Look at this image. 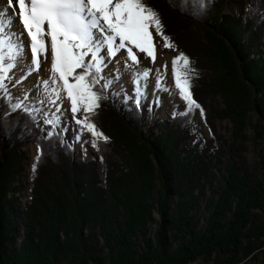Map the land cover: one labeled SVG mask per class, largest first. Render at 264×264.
Here are the masks:
<instances>
[{
  "label": "trees",
  "instance_id": "16d2710c",
  "mask_svg": "<svg viewBox=\"0 0 264 264\" xmlns=\"http://www.w3.org/2000/svg\"><path fill=\"white\" fill-rule=\"evenodd\" d=\"M233 1L234 11L225 12L226 0H143L190 58L195 100L204 106L196 92L204 70L223 97L220 117L233 128L214 148L199 136L189 141L195 133L187 109L151 118L149 109L98 84L100 107L90 119L109 140L95 139V156L76 159L57 134L43 137L34 102L12 110L16 102L0 94V264H246L264 252V162L256 173L237 152L227 162L215 156L243 150L248 113L255 137L264 135V0ZM188 23L206 42L196 46L198 56L194 34L180 26ZM27 142L36 153L20 209L14 193L19 147ZM97 162L104 188L97 186ZM211 163L223 167L218 179Z\"/></svg>",
  "mask_w": 264,
  "mask_h": 264
},
{
  "label": "snow or ice",
  "instance_id": "6c2138e0",
  "mask_svg": "<svg viewBox=\"0 0 264 264\" xmlns=\"http://www.w3.org/2000/svg\"><path fill=\"white\" fill-rule=\"evenodd\" d=\"M7 7H18L15 15L22 29H14L16 22L12 13L0 15V90L7 93L5 81L11 79L9 74L24 57L25 42L21 37L26 33L30 50L27 75L39 72L41 65L50 59L51 75L43 84L46 89L49 81L58 86L52 89L55 99L51 103L56 104L63 92L70 101L72 118L81 126V134L87 130L96 140H109L90 119L100 107L101 95L96 86L104 81L101 87L107 89L113 82L103 74L106 59L110 61L124 50L133 64L140 63L139 54L155 63V36L163 39L164 47L174 48L170 37L164 34L159 14L143 0H15V4L13 0H6ZM164 69L167 70L166 64ZM151 71L145 68L135 81L137 106L143 98L140 79L147 80ZM189 71L192 69L188 56L180 53L173 58L175 87L186 102L187 111L199 109L203 115L204 110L191 91ZM156 86H162L161 78L157 79ZM13 107L21 108L22 103ZM61 107L62 104L57 106L56 111L60 112ZM81 112L83 118L78 116ZM45 123L55 127L60 124V117L54 115V119H47ZM96 140L92 141L93 147Z\"/></svg>",
  "mask_w": 264,
  "mask_h": 264
},
{
  "label": "rangeland",
  "instance_id": "374dc122",
  "mask_svg": "<svg viewBox=\"0 0 264 264\" xmlns=\"http://www.w3.org/2000/svg\"><path fill=\"white\" fill-rule=\"evenodd\" d=\"M226 1L228 3L226 2L223 10L225 12H233L235 9L234 1L233 4L229 2L230 0ZM245 6L246 2L243 3L242 8L245 9ZM180 26L185 27V30L188 29L194 34L193 41H190V44H192L191 48L195 50L197 55L196 46L198 43H206L203 35L200 34L201 29L199 26L191 23H188L187 27L184 24H180ZM176 36L177 34L174 35V38H176ZM179 37L181 36L179 35ZM155 40L157 51L161 56V61L159 63L160 70L155 75L153 74V71H151L147 80L140 79L139 87L143 92V98L141 99L140 105L138 107L149 109L151 118H162L167 114H172L173 112L175 113L177 111L187 109V104L183 99H181L179 90L175 87L172 75V60L180 53L175 47H164V41L160 36H155ZM184 40L188 39L185 38ZM140 57L141 60L138 65L133 64L131 60L128 59V66L123 64V62L120 65L115 64L116 60H118V55L110 61L109 59H106L105 62L107 67L104 69L103 74L106 79L111 78L113 82L109 88H102L104 92L109 93L110 91H113L118 97H122L124 103H135V90L137 88L135 81L138 79V74L143 73L145 68L152 69L151 64H148V61L142 54ZM165 64L167 65L166 71L164 69ZM120 68L129 73V78H124V72L122 73V71L119 70ZM22 74V72H11L9 74L11 79L5 81L7 85V93L0 90V94L7 96L8 99L10 98V100L14 103H22V106L27 105L29 102H34L37 105V107L33 110L34 115L37 117L42 126L43 137H48L50 132L57 134L61 141L69 145V148L74 153L76 159L80 158V156H82L84 159L93 158L96 153V146L93 147L92 141H94L96 138L93 137L92 134L87 130H84L81 134V126L76 124L75 120L72 118V113L70 111V101H65L60 112H57L56 108L61 104H53L51 101L44 100V97H41L39 94L36 95V92H34L36 89L31 88L29 85L28 88H26L24 83L26 82L27 78L24 79V75ZM209 75L210 73L207 70H204L202 74H199L198 78H200L199 82L201 81V85L196 90L197 97L204 105L202 107L204 110L203 115L199 109L189 112L190 124L192 126L191 131L195 133V135L192 134V136L189 138V141H191L194 136L195 138L193 141L197 136H199L203 139L204 146H206L207 149L214 148L217 145V138L227 139L230 137L231 130L233 128L229 119L224 118L223 116L220 117V108L224 106L223 97L219 90L215 86L212 87L213 85L209 83ZM158 78L162 79L161 87L156 86ZM103 83L104 81H101V84ZM15 109L20 108H13L12 110ZM54 115L60 117V124L55 127L45 123L47 119H54ZM83 115V112L78 114L79 118H83ZM245 121L246 123L244 129L242 130V133L246 135V139L243 142V150L220 151L215 156L218 157V159L220 158L222 161L227 162L229 161V154L237 152L235 154L236 160H238L239 163L246 169H251L254 166L255 169L253 172L258 173V171H260L259 166L262 167L264 162V135L259 139L255 137L252 127L253 123L255 122V116L252 112L248 113V118L246 116ZM64 129H67V131H64ZM77 136H80V139H77ZM19 150L23 151V159L18 177L16 176L17 191H15L16 193H14V197L16 198L17 203H19L21 206L20 209H23V206L29 197L28 188L30 186V172L33 157L36 153V145L32 142H27L26 144L20 146ZM211 161L213 162V160ZM212 165L213 163L210 164L211 171L213 172L214 177L218 179V176L223 172V167L221 165H218V167ZM94 170L99 180L97 186L104 188L102 184L103 171L98 162L95 163ZM201 193L202 194L200 195V200L198 203L200 207L197 210L199 213L202 212L203 208L201 207V204L205 201V197L207 195L206 186H203ZM154 216L157 220H159L156 213H154ZM20 221L17 220V226L19 229L17 228L18 236H16L15 239L16 244H18L22 238L23 221L22 219ZM189 264L207 263H204L202 260H196ZM246 264H264V252H260L256 259L249 260Z\"/></svg>",
  "mask_w": 264,
  "mask_h": 264
},
{
  "label": "bare ground",
  "instance_id": "6f19581e",
  "mask_svg": "<svg viewBox=\"0 0 264 264\" xmlns=\"http://www.w3.org/2000/svg\"><path fill=\"white\" fill-rule=\"evenodd\" d=\"M13 4H15V0H13ZM0 9H3V12H0V15H7L8 13H12V19L16 22L14 23V29H22V24L18 23V16L15 15L16 12H18V7H7L6 8V0H0ZM22 40L25 42V51H24V57L20 61L19 65L17 68H14L12 70V73L16 72H22L24 76L27 75V60L28 57L30 56V50L28 49L27 45L29 43L28 38L26 36V33L24 36L21 37ZM141 55V54H140ZM144 56V54H142ZM145 57V56H144ZM146 58V57H145ZM148 61V64H151V68L153 71V74H157V72L160 70V61H161V56L159 52L157 51V59L155 63L151 62L150 58H146ZM123 64L128 65V57L126 55V51L121 50V52L118 54V60H116V65L117 64ZM125 68V67H124ZM119 70L122 71L124 78H129V73L125 71L124 69L120 68ZM51 75L50 72V59L43 63L41 65V70L39 72H33L31 75H27L26 82L24 83L26 88H28V85L31 86V88L36 89L34 92L35 94H39L41 97H44V100L51 101L55 99V95L52 93V89L58 87L57 85H54L49 81V85L47 89L45 88L43 81L48 79L49 76ZM33 92V93H34ZM38 95V96H39ZM67 101V98L64 96V93H61V99L57 101V103L62 104Z\"/></svg>",
  "mask_w": 264,
  "mask_h": 264
},
{
  "label": "water",
  "instance_id": "95a60500",
  "mask_svg": "<svg viewBox=\"0 0 264 264\" xmlns=\"http://www.w3.org/2000/svg\"><path fill=\"white\" fill-rule=\"evenodd\" d=\"M229 2H231V4H233V0H230ZM228 3V2H227Z\"/></svg>",
  "mask_w": 264,
  "mask_h": 264
}]
</instances>
